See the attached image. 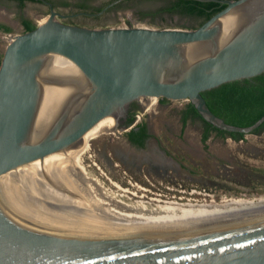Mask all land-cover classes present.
<instances>
[{
	"label": "water",
	"instance_id": "1",
	"mask_svg": "<svg viewBox=\"0 0 264 264\" xmlns=\"http://www.w3.org/2000/svg\"><path fill=\"white\" fill-rule=\"evenodd\" d=\"M196 1L226 6L196 29H89L62 24L52 13L33 31L10 36L0 65V177L13 166L77 147L97 122L118 120L134 101L144 112L152 100H187L214 127L251 134L264 116L248 128L228 125L209 111L201 92L264 72V0ZM54 59L80 76L65 81L63 74L50 75ZM78 79L84 81L79 87ZM65 85L70 94L57 117L28 134L34 100ZM0 264H264V211L3 240Z\"/></svg>",
	"mask_w": 264,
	"mask_h": 264
},
{
	"label": "bare ground",
	"instance_id": "2",
	"mask_svg": "<svg viewBox=\"0 0 264 264\" xmlns=\"http://www.w3.org/2000/svg\"><path fill=\"white\" fill-rule=\"evenodd\" d=\"M49 74L80 76L79 71L59 59L53 60ZM83 82L78 79L77 87ZM69 94L67 85L60 91L45 89L38 103L34 100L28 134L50 125ZM115 128L113 118H104L83 135L77 147L8 169L0 177V241L113 224L162 226L264 211V199L184 204L150 198L134 187L122 188L96 162L84 164L90 143ZM92 166L98 170L97 175Z\"/></svg>",
	"mask_w": 264,
	"mask_h": 264
},
{
	"label": "rangeland",
	"instance_id": "3",
	"mask_svg": "<svg viewBox=\"0 0 264 264\" xmlns=\"http://www.w3.org/2000/svg\"><path fill=\"white\" fill-rule=\"evenodd\" d=\"M44 11L36 4H27L22 9L12 1L0 2V24L11 29L10 33L0 30V54L4 53L10 36L21 34L22 17L38 24L44 20ZM175 19L170 21L178 29H191L198 23L188 16ZM186 104L187 100L167 103L155 100L141 119L148 125L151 136L143 149L130 146L126 131L116 127L90 143L84 164L91 166L94 161L122 188L134 187L150 198L164 201L207 204L222 199H264V132L246 134L239 142L213 133L203 145L202 124L198 119H190L182 128L180 112ZM157 156L164 160V165L157 164ZM93 172L99 173L95 167ZM101 180L109 185L105 178Z\"/></svg>",
	"mask_w": 264,
	"mask_h": 264
},
{
	"label": "trees",
	"instance_id": "4",
	"mask_svg": "<svg viewBox=\"0 0 264 264\" xmlns=\"http://www.w3.org/2000/svg\"><path fill=\"white\" fill-rule=\"evenodd\" d=\"M15 1L22 7L27 0ZM225 6V4L215 1L175 0L174 4L167 10L201 18L203 20L201 24H203ZM21 24L24 33L31 32L36 28V24L30 20H22ZM0 30L4 33L11 32V29L4 24H0ZM2 58L3 54H0V65ZM201 96L205 100L209 111L224 120L226 124L239 128L251 127L264 116V72L250 79L228 82L217 88L203 91ZM159 102L167 103L169 100L160 98ZM190 119H198L201 122L203 130L201 143L203 145L213 133L223 139H231L235 142L245 139V133L220 130L206 122L200 117L194 105L187 102L185 108L180 112L182 128L186 126ZM133 120V118H130L128 124L132 123ZM263 132L264 121L251 134L260 135ZM126 137L136 146L143 147L145 140L149 137L145 123L130 129L126 133Z\"/></svg>",
	"mask_w": 264,
	"mask_h": 264
},
{
	"label": "flooded vegetation",
	"instance_id": "5",
	"mask_svg": "<svg viewBox=\"0 0 264 264\" xmlns=\"http://www.w3.org/2000/svg\"><path fill=\"white\" fill-rule=\"evenodd\" d=\"M11 1L20 7L15 0H0V2L8 3ZM174 2L175 0H27L20 8H25L27 4H36L45 9L42 13V19H46L54 13V19L62 24L89 29L148 27L159 30L164 28H176L172 25L171 21L173 22L175 17L188 16L178 11H168L167 9L171 7ZM188 17L198 20V23L191 29H196L202 25L201 23L203 20L201 18L194 16ZM22 20H30L36 24L32 19L22 17L20 19L22 28L21 34L24 33L21 24ZM38 24H36V27ZM69 77L72 78L73 76H66L65 74L60 75V78L63 80ZM143 115L142 102H131L126 107L125 115L115 120V126L119 128L128 127L126 130L127 133L137 125L145 123L141 120ZM130 118L134 120L132 123L128 124ZM145 125L149 137L145 140L143 147L147 145L149 138H151L149 127L146 123ZM126 133L125 138L130 146L143 149V147H138L131 143L127 139ZM202 133L203 130H201L200 136ZM158 157L159 156H157V164L164 165V160ZM158 161L160 162L158 163Z\"/></svg>",
	"mask_w": 264,
	"mask_h": 264
}]
</instances>
